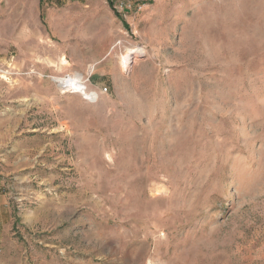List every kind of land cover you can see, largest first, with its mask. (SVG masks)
<instances>
[{"label": "rangeland", "instance_id": "374dc122", "mask_svg": "<svg viewBox=\"0 0 264 264\" xmlns=\"http://www.w3.org/2000/svg\"><path fill=\"white\" fill-rule=\"evenodd\" d=\"M0 264H264V0H0Z\"/></svg>", "mask_w": 264, "mask_h": 264}, {"label": "bare ground", "instance_id": "6f19581e", "mask_svg": "<svg viewBox=\"0 0 264 264\" xmlns=\"http://www.w3.org/2000/svg\"><path fill=\"white\" fill-rule=\"evenodd\" d=\"M133 53L140 54L143 52L140 48L127 50V52H125V54L121 56V63L124 67H126L130 63L131 54ZM53 80L57 83L59 88L62 89L63 91H71L72 93L78 92L82 95L93 97L92 94L86 93L85 86L81 82L79 74H74L73 76H67L65 78L55 77Z\"/></svg>", "mask_w": 264, "mask_h": 264}, {"label": "trees", "instance_id": "16d2710c", "mask_svg": "<svg viewBox=\"0 0 264 264\" xmlns=\"http://www.w3.org/2000/svg\"><path fill=\"white\" fill-rule=\"evenodd\" d=\"M108 3H109L110 6L113 7V3H112V1H108ZM113 9H114V8H113ZM113 11H114V13H115L116 16H118L119 18L121 17V16L116 12L115 9H114Z\"/></svg>", "mask_w": 264, "mask_h": 264}]
</instances>
